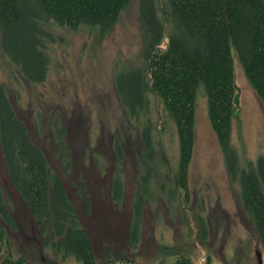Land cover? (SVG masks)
<instances>
[{
	"label": "rangeland",
	"instance_id": "374dc122",
	"mask_svg": "<svg viewBox=\"0 0 264 264\" xmlns=\"http://www.w3.org/2000/svg\"><path fill=\"white\" fill-rule=\"evenodd\" d=\"M76 4L70 24L51 19L42 25L49 64L41 81L26 80L0 46V98L62 182L95 254L135 264L182 256L191 264H258L259 252L264 264L257 232L242 206L238 170L264 157V103L240 64L235 60L237 116L230 131L238 169L233 177L228 174L200 86L191 157L177 190L180 148L173 120L150 93L146 108L129 117L114 88L115 74L143 64L138 0H130L106 29L81 23L79 15L87 9ZM0 189L14 217V228L6 227L11 257H24L28 264H79L44 245L50 237L10 182L1 145ZM138 202L139 238L133 248L129 232Z\"/></svg>",
	"mask_w": 264,
	"mask_h": 264
},
{
	"label": "trees",
	"instance_id": "16d2710c",
	"mask_svg": "<svg viewBox=\"0 0 264 264\" xmlns=\"http://www.w3.org/2000/svg\"><path fill=\"white\" fill-rule=\"evenodd\" d=\"M79 4L81 23L112 27L130 0H0V46L28 81L39 82L49 57L42 25L51 19L70 24V10ZM138 22L143 30V64L115 74L113 83L120 105L131 118L146 108L147 94L160 101L173 120L179 139L175 188L186 179L194 142V102L199 87L207 103L210 125L225 154L228 174L238 169L230 147L234 106V62L264 103V0H138ZM75 18V17H72ZM120 80H125V88ZM199 88V89H198ZM135 112V113H134ZM138 114V113H137ZM149 150L148 127L143 129ZM0 145L8 178L29 205L43 235L44 245L62 258L79 264H135L98 258L91 240L68 199L62 182L48 167L10 104L0 98ZM240 170V198L264 251V157L247 161ZM147 173H149L147 171ZM119 192L120 185L115 184ZM139 209L129 232L133 248L139 238ZM14 217L0 189V264H28L9 253L7 229ZM157 264H191L187 257ZM207 264V263H205Z\"/></svg>",
	"mask_w": 264,
	"mask_h": 264
},
{
	"label": "water",
	"instance_id": "95a60500",
	"mask_svg": "<svg viewBox=\"0 0 264 264\" xmlns=\"http://www.w3.org/2000/svg\"><path fill=\"white\" fill-rule=\"evenodd\" d=\"M235 89L238 90L237 87ZM237 98H238V95L235 94L234 95V103L235 104L237 103ZM257 262H258V264H262V259H261V255L259 252H257Z\"/></svg>",
	"mask_w": 264,
	"mask_h": 264
}]
</instances>
